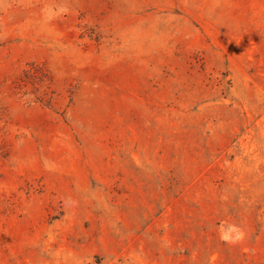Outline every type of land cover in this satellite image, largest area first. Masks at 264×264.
I'll use <instances>...</instances> for the list:
<instances>
[{
    "label": "rangeland",
    "instance_id": "1",
    "mask_svg": "<svg viewBox=\"0 0 264 264\" xmlns=\"http://www.w3.org/2000/svg\"><path fill=\"white\" fill-rule=\"evenodd\" d=\"M0 264H264V0H0Z\"/></svg>",
    "mask_w": 264,
    "mask_h": 264
}]
</instances>
